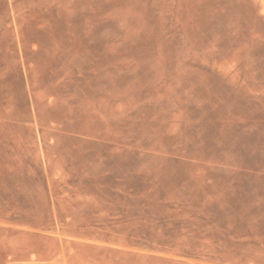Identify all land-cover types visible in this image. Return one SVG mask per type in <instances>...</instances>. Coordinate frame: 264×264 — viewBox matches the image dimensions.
<instances>
[{"label": "rangeland", "instance_id": "1", "mask_svg": "<svg viewBox=\"0 0 264 264\" xmlns=\"http://www.w3.org/2000/svg\"><path fill=\"white\" fill-rule=\"evenodd\" d=\"M0 264H264V0H0Z\"/></svg>", "mask_w": 264, "mask_h": 264}]
</instances>
